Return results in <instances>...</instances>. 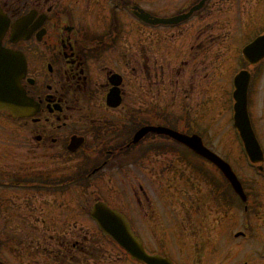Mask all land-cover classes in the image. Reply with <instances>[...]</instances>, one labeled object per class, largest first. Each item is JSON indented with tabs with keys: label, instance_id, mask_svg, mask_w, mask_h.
<instances>
[{
	"label": "flooded vegetation",
	"instance_id": "flooded-vegetation-1",
	"mask_svg": "<svg viewBox=\"0 0 264 264\" xmlns=\"http://www.w3.org/2000/svg\"><path fill=\"white\" fill-rule=\"evenodd\" d=\"M218 1L194 23L168 27L137 16V8L161 16L157 0H0V25L3 18L8 28L1 45L25 59L21 85L32 103L22 119L0 113V220L10 207L6 194L29 177V209H40L29 216L39 224L63 225L88 193L90 205L124 213L151 255L165 256L178 238L187 247L210 216L220 221L224 176L170 136L195 137L235 159L226 143L233 119L224 70L246 34L242 14L220 13ZM262 32L254 30V39ZM241 66L251 76L248 107L260 138L264 61ZM34 237L50 241L48 264H104L87 238ZM181 251L190 264L211 262L195 260L190 245ZM252 264H264V249Z\"/></svg>",
	"mask_w": 264,
	"mask_h": 264
},
{
	"label": "water",
	"instance_id": "water-1",
	"mask_svg": "<svg viewBox=\"0 0 264 264\" xmlns=\"http://www.w3.org/2000/svg\"><path fill=\"white\" fill-rule=\"evenodd\" d=\"M206 1V0H205ZM163 23V21L157 20L155 24ZM167 23V22H166ZM3 35V32H2ZM262 41V40H261ZM264 46V41L260 45V48ZM248 54V51H247ZM256 57L257 60H260L264 57V52L252 54ZM10 59V56L3 52L2 60ZM11 64L2 63L0 69V111H8L14 116L19 117L23 115L24 107L21 105L24 103V93L22 92L19 85V78H14L11 74ZM241 116L246 120L244 127L247 126V116L245 111L241 113ZM243 127V128H244ZM248 128V126H247ZM245 129V131L247 130ZM246 135L250 136V143H247L248 150L250 151L252 147L255 146V143L252 139V136L246 131ZM224 165H222L223 167ZM225 168V169H224ZM226 176L230 181L235 183V189L238 193L242 194L241 187L236 182L234 176L232 175L230 168L226 165L224 167ZM239 190H238V189ZM92 218L97 221L102 232L111 237L116 243H118L123 249L129 252L134 258H137L141 261H145L148 264H167V261L158 259V258H149L147 257L138 242L133 238L130 227L125 223V220L121 218L118 214L111 212L104 206H97L92 212Z\"/></svg>",
	"mask_w": 264,
	"mask_h": 264
},
{
	"label": "rangeland",
	"instance_id": "rangeland-1",
	"mask_svg": "<svg viewBox=\"0 0 264 264\" xmlns=\"http://www.w3.org/2000/svg\"><path fill=\"white\" fill-rule=\"evenodd\" d=\"M157 1H160V4H162V2H163L162 0H157ZM228 3H229V1H228ZM247 3L250 7L256 6V2L253 0H248ZM180 5H181V7H179ZM183 7H186V4L184 5V3L181 2L179 5L174 7L176 9L170 11L169 15L175 14L176 11L181 10ZM255 9H257L258 12L264 14V6L262 3L257 4ZM157 13H159V12H157ZM256 17L258 18L257 24H260V27L262 25H264V16L259 15L257 13H253V18H252L253 20L251 22L243 23V24H245L244 28H256V20H255ZM252 35L253 34L250 35V38L253 37ZM228 57L230 58L231 56H228ZM243 164L246 168H248L246 166V163H243ZM250 175L251 174H246L245 176L242 177L246 183L255 179L254 176H250ZM257 183L259 186L264 185V182H262L261 180H258ZM26 195L29 196V193H26ZM6 196L9 197L10 196L9 193L6 194ZM259 196H260L261 200H264V197L261 193ZM20 202H22V204L25 205V201H20ZM27 203L29 204V199H28ZM262 207H264V205H262ZM19 212L20 211H18L16 209H10L9 214L7 215L5 222H0V264H29V254L33 255V251L31 249H29V240L26 242L25 234H24V233H29V217L25 214L24 220L27 223L22 222L23 224L17 225V222H18V219H17L18 216L17 215H19ZM37 212L39 213L40 209L34 211V213H37ZM241 218H242L241 224L246 223L247 217L245 216V213L241 212ZM81 221H83V219ZM84 225L91 227V225L88 223L84 224ZM233 225H234L233 220H229L228 222H226V231L229 232L233 228ZM71 228H72V230H75V229L79 230V229H81V226H79L78 224L69 225V226L65 227V231H64V226H63V228L61 230L64 232H67V229L70 230ZM36 230H37V228H35V227L32 228V232H36ZM83 230L90 232V233L94 232V229H93V231H88L87 229H83ZM39 231H42V230L39 229ZM240 231L246 232V230L243 228H241ZM51 232H53V231H51ZM235 232H239V230H237ZM9 234H16L18 239L15 237V235H9ZM32 242H33V244H40L42 242V238H38V240L35 239ZM17 243H21V244L17 245ZM29 250H30V253H29ZM44 252L42 255L45 254ZM42 255H40V256H42ZM118 256L121 258V263H119V264H122V262L124 261V258L120 255H118ZM115 259H117V257H115ZM41 263L42 262H40L38 264H41ZM31 264H35V262H33Z\"/></svg>",
	"mask_w": 264,
	"mask_h": 264
}]
</instances>
